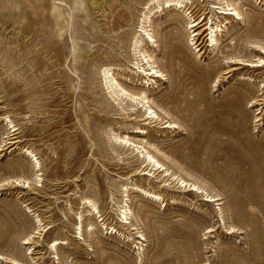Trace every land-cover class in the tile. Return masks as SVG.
Here are the masks:
<instances>
[{
	"label": "rangeland",
	"instance_id": "374dc122",
	"mask_svg": "<svg viewBox=\"0 0 264 264\" xmlns=\"http://www.w3.org/2000/svg\"><path fill=\"white\" fill-rule=\"evenodd\" d=\"M147 1L0 0V264H264V104H231L238 91L261 94L264 68L224 59H264L255 48L264 47V0H237L242 20L223 12L229 0L158 9L149 28L156 47L140 50L161 78L132 49ZM189 21L225 25L218 53L208 31L197 52ZM229 66L236 70L225 74ZM105 68L113 82L104 83ZM142 93L157 119L126 96ZM80 196L98 212L83 215V229L93 224L84 246L75 239ZM36 215L48 231L24 245ZM54 240L67 245L53 251Z\"/></svg>",
	"mask_w": 264,
	"mask_h": 264
},
{
	"label": "bare ground",
	"instance_id": "6f19581e",
	"mask_svg": "<svg viewBox=\"0 0 264 264\" xmlns=\"http://www.w3.org/2000/svg\"><path fill=\"white\" fill-rule=\"evenodd\" d=\"M187 1L188 0H156V1L149 0L145 4L146 8L144 9V12L142 13V16H141V20L139 21V30H140V32L133 39L132 49H133V51H137L139 53V55L142 57V59L146 60L147 64H149V67L151 68L150 69L151 75L154 76L153 78H161L162 77V73L160 72V70H157V68L154 67L155 66V62L151 59V57L147 58L145 56L144 50H140L142 43H145L146 45H149L152 48L156 47V41L154 39L153 34L151 33V29H149L150 26H151L150 25V17L155 15V13H157V10L160 9V8L168 9V8H172L173 7L175 10L176 9L179 10V9H181V8L186 6V2ZM237 5H238L237 0H229V1L225 2L226 9H222V10H223V12L227 11V14L230 15L232 17V19L234 18L235 20H242L243 17H241L240 11L237 10V7H236ZM188 19L191 20V17H188ZM209 21H207V23H205L203 25H201L202 21L201 22L189 21L187 23V25L189 26L188 28L189 29H194V30L192 31L191 36H188V38H189V42H191L192 46H195V49L198 48L197 52H201V50H202L201 46H202L203 42L200 41V36L203 35V33L205 31H208V33L206 34V37H208L207 40H206V42H208L207 47L211 48L210 52L212 54H214L215 52L218 53V50H219L218 49L219 48L218 36L223 32L222 28H224L225 25L223 26V24L220 22L219 24L215 23L214 26H211V24H210L211 22H209ZM223 22L229 23L230 21L227 18H224ZM205 26H208V27L204 28L203 30H200L202 27H205ZM257 47H258V49H260V50H262L264 52V47L263 46L255 45V48H257ZM197 52H196V54L192 53L191 54L192 57H194V58L197 57ZM192 57L190 56V60L192 62H194ZM224 59L227 60L226 64H231V63H234L235 61H244V64H245L244 67L253 69L254 71L264 68V59H261V58H258V60L256 62L249 61L250 64L247 63L248 61L239 60V59L230 57L229 55L226 56V58H224ZM228 69H231V71H228L225 74H229V73H231V72L236 70V69H234L233 67H230V66L228 67ZM263 74H264V71L259 76V78L262 79L261 82L263 83L262 89H260V87H259V90H258L259 92H261V94L259 96H252V94H248L246 91H238L232 97V103L231 104L233 106L242 107V105L244 103H251L252 107H253V105L261 107L264 104V75ZM102 75H103V80H104L105 84L107 82H109V81L110 82L114 81L112 77L109 78V69L105 68L102 71ZM146 83H148V80H147ZM116 87L119 88V85H117ZM115 92H117V91H115ZM121 92L124 93V94H127L126 91L123 88H120L119 92H117V94H119ZM126 96L128 98H130V100H132V102L135 103V106L141 104V106L146 109V113H147V116L149 117V119H157L158 118L157 114L154 111H152L149 107L145 106L146 104H148L149 100L145 96L144 93H142L139 96H135V95L133 96V95H130V94L126 95ZM3 121H5L6 124L11 127V129H14V126H11L12 122L7 117H4ZM167 127H169V128L173 127L174 128V125L169 123ZM13 131H16V130H13ZM113 138L115 140H117V141H120L121 144H124V147L126 145H129V141L128 140L119 139L117 137H113ZM136 147L137 146H132V149H131L130 152H134V151L137 152V154L144 159V162L151 169H153L155 171L161 169L162 173H166L167 174L168 171L166 169H164L163 165H161L154 158V156L150 155L149 152L140 151L139 148H136ZM257 150L264 152V139H263V141L258 143ZM252 152L253 151H251V154H252ZM25 153H28V155L32 154V153H30L27 150H26ZM34 161H36V159ZM35 164H37V166H38V162H36ZM38 176H40V175L39 174L36 175L35 183H39V181H40V179H37ZM178 182L180 183V185H182V188H188V192L197 191V193H199L200 192L199 190H201L200 187H198L196 185H194V186L193 185H189V184L185 183L184 181H182L181 179H179ZM26 183H27V186L29 187L28 182H26V181L23 182L22 185H25ZM14 184L18 186L20 184V181L15 180ZM135 189L139 190L142 193H144V195H146L147 197H150L152 200L157 201L160 198L158 194L148 193L146 191L140 190L138 187H136ZM126 190H127V188L125 187L124 191L122 193L123 194H124V192L126 193ZM202 192H204V191H202ZM205 197L207 198V199L204 200L205 203H208V202L211 203V202H214V201H218L217 199L215 200L214 197H212L210 195H207V194H205ZM78 200H79V203L82 206V208H81V211H78V212L75 213V216H76V224H75V226H76V231H77V233H76L77 236L75 237V239H77L78 241L82 242L79 245L84 246V244L86 243L84 234L92 235V233H93V224L92 223H87L86 226H85V229H83V220H82L83 215H84V213H86V214H88V216H92L94 213L98 214V212H97L96 202L91 197L80 196ZM119 203H120V206L117 207V211H118L120 220L123 221V223L128 224L129 226H131V223L129 221L130 218H131L130 208L127 206V204H125L124 201H120ZM83 207H84V209L87 208L86 211L82 210ZM35 220H36L35 222L37 224L36 225L37 226L36 231L33 232L32 234H30L29 236H25L23 238V241H24L23 244L24 245L29 244L32 241V239L34 238L33 237L34 235H39V237H40L41 235H43V233L48 231V227L47 226H43V224L41 223L42 222L41 219L38 218V215L35 216ZM227 230L231 231L232 228H229ZM10 231L7 230V231L3 232V234L6 236V238H8L9 236H11L13 234V232L12 231L10 232ZM211 232H212V230L209 231V233H211ZM141 237H142V235H141ZM60 245L61 246H65V245H67V243L63 242V241L54 240V241L51 242V246L49 248L51 250H53V251H57V246H60ZM12 264H21V263L17 262V261H13Z\"/></svg>",
	"mask_w": 264,
	"mask_h": 264
}]
</instances>
